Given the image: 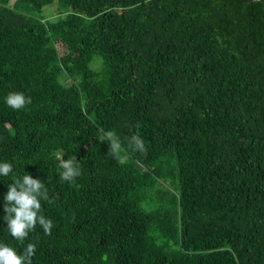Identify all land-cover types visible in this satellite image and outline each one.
<instances>
[{
  "label": "trees",
  "instance_id": "obj_1",
  "mask_svg": "<svg viewBox=\"0 0 264 264\" xmlns=\"http://www.w3.org/2000/svg\"><path fill=\"white\" fill-rule=\"evenodd\" d=\"M54 1L0 0V162L53 224L33 264H264V0Z\"/></svg>",
  "mask_w": 264,
  "mask_h": 264
},
{
  "label": "clouds",
  "instance_id": "obj_2",
  "mask_svg": "<svg viewBox=\"0 0 264 264\" xmlns=\"http://www.w3.org/2000/svg\"><path fill=\"white\" fill-rule=\"evenodd\" d=\"M5 103L13 110H21L31 103V99L22 93H10L5 98ZM102 138L109 142L110 152L119 157L122 145L116 132H102ZM129 143L135 151H146L144 141L138 135H133ZM56 158L60 160V179L68 181L70 185L75 184L82 174L80 163L73 159H61L59 154ZM0 177L11 181L7 185L2 205L6 213L2 217L6 224L3 230L10 242L0 239V264H33L37 244L30 242V234L34 233L37 224L46 235H50L53 228L51 220L45 218L41 206V200L48 199L47 190L42 193L44 185L28 174L19 175L11 162H0ZM11 241L15 242V246ZM25 241L29 242L25 244Z\"/></svg>",
  "mask_w": 264,
  "mask_h": 264
},
{
  "label": "rangeland",
  "instance_id": "obj_3",
  "mask_svg": "<svg viewBox=\"0 0 264 264\" xmlns=\"http://www.w3.org/2000/svg\"><path fill=\"white\" fill-rule=\"evenodd\" d=\"M60 12H63L61 4L59 3V1L56 0L52 5L45 7L42 10L40 16L45 20H52L57 18V16L60 15ZM96 62L97 64L101 63L100 59H98ZM63 83H65V81H63Z\"/></svg>",
  "mask_w": 264,
  "mask_h": 264
}]
</instances>
